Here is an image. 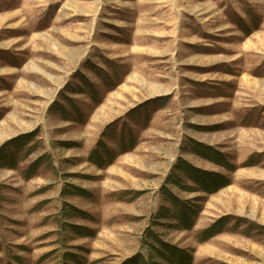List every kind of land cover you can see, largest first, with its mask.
<instances>
[{
	"label": "rangeland",
	"instance_id": "rangeland-1",
	"mask_svg": "<svg viewBox=\"0 0 264 264\" xmlns=\"http://www.w3.org/2000/svg\"><path fill=\"white\" fill-rule=\"evenodd\" d=\"M150 234L264 264V0H0V264H170Z\"/></svg>",
	"mask_w": 264,
	"mask_h": 264
},
{
	"label": "trees",
	"instance_id": "trees-1",
	"mask_svg": "<svg viewBox=\"0 0 264 264\" xmlns=\"http://www.w3.org/2000/svg\"><path fill=\"white\" fill-rule=\"evenodd\" d=\"M97 160L100 163L99 157H97ZM38 164L39 163L31 166L29 168V170L25 173V176L27 179H30L35 174L36 167L38 166ZM177 169L181 171L182 175L189 178L190 180H193L197 184H203L202 179L207 177V174L205 172H202V171L186 164L185 162L179 163ZM207 179H208V177H207ZM208 180L211 181V179H208ZM212 181H216V180H212ZM184 189L187 191H192L189 187L184 188ZM168 197L170 200H172V205L178 213V215L175 218V221L180 224L181 228H183L185 230H190L192 227L190 224L191 222H190L189 218L186 216V214L183 213L186 210V208H184L185 206H183L182 202L178 198L173 196L172 194L168 193ZM72 211H73V209H72ZM188 212L190 213L191 210H189ZM164 213L165 214H160L158 216V219L169 217V212L167 210ZM73 229H74L73 230L74 232H81V231L86 230L85 228H75V227ZM223 230H224L223 222H220L219 224L217 223V224L213 225L211 228L207 229L203 233L204 238L202 239V241H205L209 238H212V237L220 234ZM150 237L154 238L155 245H159L161 247V249L156 250V252L162 260L167 261L170 264H186L187 262H189L188 258L184 254H182L181 252L176 250V248L170 247L167 244L160 242V240H158V238L156 236H154L153 234H150ZM0 251H1V246H0ZM164 252H168L169 254H165ZM168 255H171V257H169ZM151 261H152L151 256L149 258H146L140 254V255H137V256L129 259L127 262H125V264H149V263H151Z\"/></svg>",
	"mask_w": 264,
	"mask_h": 264
}]
</instances>
